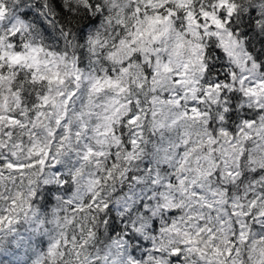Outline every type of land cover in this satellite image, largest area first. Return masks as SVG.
<instances>
[{
  "label": "snow or ice",
  "instance_id": "obj_1",
  "mask_svg": "<svg viewBox=\"0 0 264 264\" xmlns=\"http://www.w3.org/2000/svg\"><path fill=\"white\" fill-rule=\"evenodd\" d=\"M237 2L206 0L197 17L189 11L186 18L189 24L207 21L221 30L210 33L219 45L209 54L215 52L234 66L231 73H216L215 87L223 81L230 91L226 103L235 101L230 107L237 109L224 108L220 118L226 116L229 124L222 134L242 135L260 145L264 0L239 7ZM186 5L187 0H0V264H89L82 257L86 242L64 227L71 224L65 213L79 210L68 197L73 185L87 181L91 190L100 182L96 167L105 157L115 167L121 147L125 160L161 156L164 129L181 116L201 115L180 88L186 83L181 69L187 65L180 34L173 36V18H183L185 13L176 9ZM182 22L177 20L175 28ZM229 81L239 91L230 90ZM181 154L183 161L161 156L167 162L165 173L188 162L191 152L181 148ZM245 155L241 147L231 164L224 162L226 172L210 167L205 179L185 173L161 176L159 165L145 164L135 173L125 168L121 183L127 178L135 185L127 190L114 186L107 193L123 208L118 213L123 227L113 225V232L126 229L125 221L136 212V232L151 235L153 241L157 234L161 241L167 239L165 264H264V168L241 174ZM102 171L111 178L110 168ZM246 182L243 192L234 191ZM144 184L149 186L139 187ZM53 201L56 229L49 231L41 202ZM104 207L110 209L109 204ZM24 225L29 236L47 239L21 261L16 258L21 248L31 245L21 233ZM142 247L141 258L160 256L158 248Z\"/></svg>",
  "mask_w": 264,
  "mask_h": 264
},
{
  "label": "clouds",
  "instance_id": "obj_2",
  "mask_svg": "<svg viewBox=\"0 0 264 264\" xmlns=\"http://www.w3.org/2000/svg\"><path fill=\"white\" fill-rule=\"evenodd\" d=\"M168 2H174V0H168ZM206 0H187L185 8H177V12L185 13L182 18L176 16L173 18L174 32L173 36L178 32L180 39L183 42L182 53L183 63L187 65L186 68H182L185 76L183 79L186 81L181 88V92L186 97L189 104L193 107H198L201 115L196 117L194 114L189 113L187 117L181 116L180 119L174 124L164 129V133L167 135L164 138V146L161 148V156L163 154L170 155L176 161H183V154L177 155L179 149L183 148L184 151L191 152L186 164H181L180 168L175 173H165L163 168L167 162H161V156H155L146 154L143 157H139L135 160H125V149L120 148V157L115 162L116 166H112V162L107 157L103 158L100 164L96 167V171L99 173L100 182L96 183L94 187H91L87 181H79L73 185L72 192L68 194L69 199L74 201V207L78 206L79 210H69L65 213L71 224L67 222L64 224L66 230H75L76 234L81 236L82 240L86 243L82 249V257L88 259L89 264H165L168 257L166 252L168 251L167 239L161 241L159 234H157L156 240L153 241L151 235L145 238L144 233L136 232L133 228L135 223L139 226L138 214L133 212L125 221L127 228L123 231L113 232V225L121 226L122 216L118 215L120 211H123L122 206L117 207L114 200L107 196V193L112 187L117 189L127 190L129 184L135 185V181L125 178L121 183V177H126L124 169L127 168L129 172L135 173L136 169H144L145 164H151L153 168L157 165L161 168V176H167L171 174L179 175L185 173L190 179H195L197 175L201 179H205L204 173L209 170L210 167H217L222 172H226L224 162L232 163L233 155L240 154V148H244L245 157L240 161L241 167L239 172L242 174L247 172L250 168L261 170L264 168V141L260 145L256 144L255 140L244 141L242 135H237L227 132L224 125L229 124L226 116L221 120V116L224 115V108H228L230 112L237 111L232 109L230 104L235 101L226 99L230 96V91H225L224 82H220V87L216 88L215 83L217 81L216 73L223 74L224 71L229 73L233 70V65L229 61H221L220 57L215 52L209 54V49L217 47L219 40L210 35L215 31H221L216 29L209 22L205 21L204 24L197 25L195 23L189 24L186 18L187 12H192L193 17H197L201 4ZM237 2V0H234ZM216 3V0H213ZM250 0H238L237 7L240 4H248ZM221 9L217 8L216 12L219 13ZM182 20L179 28H175V22ZM225 27L229 25L225 22ZM225 38L226 35H225ZM227 64L228 67L223 70L219 65ZM239 75V73H237ZM207 82V83H205ZM213 85L209 87V85ZM184 89H188L184 92ZM229 89L239 91V85L235 88L231 81H229ZM203 93V95H200ZM194 97H198L195 104L192 103ZM212 100H218V103H212ZM182 111V110H181ZM235 124V122H232ZM208 124L212 125V128L208 127ZM215 129V134H213ZM160 135H157L152 139V144L160 139ZM151 139V137H150ZM187 139L190 142L186 145L184 140ZM234 143L230 142L233 141ZM210 141H215V145ZM195 149V151H192ZM211 149V151H209ZM111 170V178H107V173L102 169ZM199 169V173H197ZM149 175L145 172V176ZM242 177H238L240 179ZM227 182V177L225 181ZM149 185H140V188H147ZM247 187L245 184H237L234 187V191L239 190L243 192ZM174 191H179L178 188H174ZM95 196L96 201L93 202L91 197ZM85 201H88L85 204ZM41 207V213L45 216L50 223L47 224L49 231L56 229V221L52 216V209L56 206L57 202L53 201L52 204H43ZM109 204V208H105L104 205ZM61 206H64L61 204ZM127 215V213H125ZM62 219V218H61ZM123 227V226H121ZM127 237L136 236V239H128ZM45 239L37 241L39 245L43 244L47 237L42 236ZM143 244L149 245V248L155 247L160 250V256L155 260H150L148 257L141 258L140 251H144ZM133 249H138L136 255H133Z\"/></svg>",
  "mask_w": 264,
  "mask_h": 264
},
{
  "label": "trees",
  "instance_id": "obj_3",
  "mask_svg": "<svg viewBox=\"0 0 264 264\" xmlns=\"http://www.w3.org/2000/svg\"><path fill=\"white\" fill-rule=\"evenodd\" d=\"M26 8H22L21 11H26ZM43 23V22H41ZM21 233L25 234L26 236H29L28 233V226L24 225L21 227ZM30 240H31V245L25 248H21L19 256L16 257L21 261H25L28 259V254L31 252L32 249H36L39 250L40 246L37 241L41 240V239H45L44 237L40 236V235H30L29 236ZM5 264H7V261H5Z\"/></svg>",
  "mask_w": 264,
  "mask_h": 264
}]
</instances>
